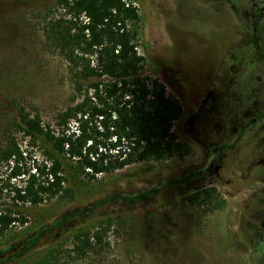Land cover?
I'll return each mask as SVG.
<instances>
[{"label":"rangeland","instance_id":"374dc122","mask_svg":"<svg viewBox=\"0 0 264 264\" xmlns=\"http://www.w3.org/2000/svg\"><path fill=\"white\" fill-rule=\"evenodd\" d=\"M124 1L137 9L130 29L141 77L179 106L171 133L181 153L64 183L60 198L25 207V223L0 236V264H31L73 228L102 218L112 221L109 249L72 259L64 241L60 264H264V59L252 43L264 51V0ZM55 5L0 0V111L15 102L47 123L71 104L66 63L43 39V16L61 14ZM15 141L26 163L42 160L21 134ZM8 173L0 164V208L21 210ZM69 214L82 215L24 247Z\"/></svg>","mask_w":264,"mask_h":264},{"label":"trees","instance_id":"16d2710c","mask_svg":"<svg viewBox=\"0 0 264 264\" xmlns=\"http://www.w3.org/2000/svg\"><path fill=\"white\" fill-rule=\"evenodd\" d=\"M55 7L61 11L59 17L43 16L44 45L66 63L72 100L47 123L15 102L10 110L0 111L5 139L0 164L9 170L6 189L11 201L16 209L21 207L0 208V236L14 224L25 223V207L60 198L68 181L79 176L93 180L137 163L164 162L182 149L171 133L178 104L166 97L162 85L148 83L140 74L142 58L135 50L136 32L130 29L138 19L137 9L123 0H56ZM18 134L40 149V162L26 163L27 154L15 141ZM15 179H22V184L9 183ZM152 193L127 200L138 202ZM81 215L62 217L24 247ZM111 225L110 218H102L73 228L63 238L71 247L68 257L82 260L108 250L105 236ZM63 242L50 244L31 264H60Z\"/></svg>","mask_w":264,"mask_h":264},{"label":"flooded vegetation","instance_id":"af4514ba","mask_svg":"<svg viewBox=\"0 0 264 264\" xmlns=\"http://www.w3.org/2000/svg\"><path fill=\"white\" fill-rule=\"evenodd\" d=\"M252 43H253V45H254V49H255V52L257 53V55L264 59V56L259 55L258 52H257V51H261V52H264V51L258 49V46H257V44H256L255 39L252 41Z\"/></svg>","mask_w":264,"mask_h":264},{"label":"built area","instance_id":"2783aa9c","mask_svg":"<svg viewBox=\"0 0 264 264\" xmlns=\"http://www.w3.org/2000/svg\"><path fill=\"white\" fill-rule=\"evenodd\" d=\"M124 1V0H123ZM135 50H136V53H137V48H135ZM138 55V54H137ZM139 56V55H138Z\"/></svg>","mask_w":264,"mask_h":264}]
</instances>
